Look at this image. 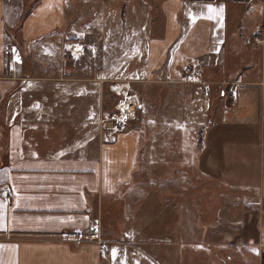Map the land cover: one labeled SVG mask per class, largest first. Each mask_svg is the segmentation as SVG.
<instances>
[{
	"label": "crops",
	"instance_id": "0c3cea01",
	"mask_svg": "<svg viewBox=\"0 0 264 264\" xmlns=\"http://www.w3.org/2000/svg\"><path fill=\"white\" fill-rule=\"evenodd\" d=\"M71 1L0 0V190L10 185L8 197L0 194V264H121L125 247L127 263H131L129 248L136 250L138 246L131 244L137 227L115 217L107 223L104 219L115 215L119 190L130 181L138 157H150L145 152L148 139L143 138L150 132L149 127H124L112 140L102 135L100 127L89 126L88 120L99 111L98 99L77 90L79 84H86L88 91L96 86L94 81L77 77L28 78L11 72L19 68L18 54L12 53L19 39L35 41L61 30ZM128 1L100 3L106 7ZM149 2L157 16L145 25L141 52L146 55L143 67L147 66L150 74L163 71L165 77L161 80L177 82L185 61L191 60L203 77L238 82L235 105L217 110L219 121L205 127V134L210 128L207 150L218 154L200 159L201 165L213 166L204 167L210 173L220 171L214 167L226 165L221 162L222 154L233 132L250 138L255 152L264 159V34L254 35L259 27L250 9L253 3L258 4L256 0ZM208 5L223 7V20L205 18ZM246 13L251 16L244 22ZM144 103L139 107L145 112L149 101L146 106ZM213 112L214 108L209 113ZM192 144L184 151L188 150L189 158L196 163L197 152ZM180 145L178 142L179 149ZM179 154L174 153L172 160H177ZM218 177L211 174L210 178ZM243 197L244 204L264 212V169L256 192L244 193ZM126 213L132 214L128 210ZM96 218H102L105 237L128 244L114 243L118 246L116 261L109 255L113 244L102 258L93 242L63 239L69 231H87ZM227 240L220 239L217 244L226 246ZM208 241L211 245L215 242L212 237ZM252 242L236 244V248L242 247L237 253L242 261L255 262L259 244L254 246Z\"/></svg>",
	"mask_w": 264,
	"mask_h": 264
},
{
	"label": "rangeland",
	"instance_id": "374dc122",
	"mask_svg": "<svg viewBox=\"0 0 264 264\" xmlns=\"http://www.w3.org/2000/svg\"><path fill=\"white\" fill-rule=\"evenodd\" d=\"M147 1L129 0L124 5L114 3L106 7L100 0L71 1L68 19L61 30L35 41L19 39L20 44L12 51L13 55L18 54L19 68L11 72L28 78L92 80L96 86L88 91L86 84L77 87L79 93L98 99L100 105V113L94 112L88 120L89 126L107 128L110 132L121 125H125V129L149 127L150 132L143 138L148 139L145 152L150 157H138V165L128 178L130 181L119 190L115 215L104 219L107 223L115 217L137 227V236L132 238L131 244L138 246L134 247L136 250L129 248L132 262L127 263L128 248L125 247L121 264L150 263L146 258L160 264H264V212L258 213L253 205L244 204L243 197L244 193L256 192L258 177L264 169V159L255 152L253 141L233 132V139L222 154L221 162L226 165L214 167L220 171L210 173L204 167L213 169V166L200 163L207 155L212 158L218 154L207 150L210 128L205 134V127L219 121L217 110L235 105L238 82L231 84L232 79L203 77L191 60L185 61L180 82H164L161 80L165 77L163 71L150 74L147 66L143 67L146 55L141 52V45L145 40L146 23L157 14ZM256 2L258 4L253 3L250 9L259 27L254 35L261 37L264 2ZM248 16L251 15L246 13L244 22ZM188 64L197 68V78H185L184 69ZM115 83L125 85L122 95L113 89ZM205 87L209 92L205 93ZM231 89H236L235 94ZM135 95L139 105L144 101L146 106L149 101L148 111L137 106L128 112V104L122 102ZM125 112L130 116L123 123L120 117ZM178 142L181 149L177 147ZM192 142L197 152L196 163L189 158L188 150L184 151ZM174 153L175 156L180 154L173 161ZM130 173L128 169V175ZM211 174H219V177L210 178ZM128 189L130 192L124 195ZM126 210L132 214L127 215ZM100 222L102 231V218ZM211 229H214L212 234ZM209 237L215 240L212 245ZM220 239H228L227 245L219 246ZM248 240L253 241L254 246L259 244L255 262L237 257L242 247L237 249L236 244ZM111 247L117 249L118 246Z\"/></svg>",
	"mask_w": 264,
	"mask_h": 264
},
{
	"label": "built area",
	"instance_id": "2783aa9c",
	"mask_svg": "<svg viewBox=\"0 0 264 264\" xmlns=\"http://www.w3.org/2000/svg\"><path fill=\"white\" fill-rule=\"evenodd\" d=\"M184 76L186 79H189V80L197 78V76H198L197 68L191 64L186 65L185 69H184ZM235 82H237V81H232L231 84H233ZM117 85H119V83L113 84L112 86L115 87L113 89L117 90V93H119V95H122L123 94L122 90L125 87V85H121L120 89L118 88ZM128 85H129V83H128ZM205 88H206L205 93L209 92L210 89L208 87H205ZM231 91H233L235 94L236 89H231ZM127 104H128V106H127L128 112H130V110L135 109V107L139 106L137 96L135 95L133 99L127 100ZM130 107H132V108L130 109ZM128 114L129 113L125 112L124 115L120 117L122 119L121 121L123 123L127 120L126 117L130 116ZM100 120H101V117L99 118V122H100ZM124 127H125V125L124 126H122V125L121 126H115L114 131H111V132L109 129L103 128L102 129V135L106 134L110 139L114 140L116 137L115 136L116 133L118 131L122 130ZM9 190H10V185H8V184L4 185V187L0 190V194L8 197L9 196ZM63 239L66 241H73V242H78V243H80V242H93V243L98 245L99 254H100V257H102V258L107 255V253L109 251V247L111 244L116 243V244L128 245V244H126L125 241H122V240H118V239L117 240H110V239L105 238L102 235L100 218H96L89 225L87 231H80V230L69 231L68 233L65 234ZM143 256L146 258L145 255H143ZM146 259H148L151 264H160L157 261L155 262L149 258H146Z\"/></svg>",
	"mask_w": 264,
	"mask_h": 264
},
{
	"label": "snow or ice",
	"instance_id": "6c2138e0",
	"mask_svg": "<svg viewBox=\"0 0 264 264\" xmlns=\"http://www.w3.org/2000/svg\"><path fill=\"white\" fill-rule=\"evenodd\" d=\"M207 8H208V15L205 18L214 19L218 17L220 20H223V11H224L223 7L216 9L213 8L211 5H208ZM193 21H195V17H193ZM17 59H19V57H17ZM60 155H63V153H60ZM111 254L113 261H116L118 250L112 249Z\"/></svg>",
	"mask_w": 264,
	"mask_h": 264
},
{
	"label": "bare ground",
	"instance_id": "6f19581e",
	"mask_svg": "<svg viewBox=\"0 0 264 264\" xmlns=\"http://www.w3.org/2000/svg\"><path fill=\"white\" fill-rule=\"evenodd\" d=\"M74 47L77 48L75 45H74ZM117 86H118V88L120 89L121 85L119 84V85H117ZM126 103H127V101H125V100L122 102V104H125V105H126ZM131 108H132V107H130V109H131Z\"/></svg>",
	"mask_w": 264,
	"mask_h": 264
},
{
	"label": "trees",
	"instance_id": "16d2710c",
	"mask_svg": "<svg viewBox=\"0 0 264 264\" xmlns=\"http://www.w3.org/2000/svg\"><path fill=\"white\" fill-rule=\"evenodd\" d=\"M264 254V253H263ZM263 257H264V255H263Z\"/></svg>",
	"mask_w": 264,
	"mask_h": 264
},
{
	"label": "water",
	"instance_id": "95a60500",
	"mask_svg": "<svg viewBox=\"0 0 264 264\" xmlns=\"http://www.w3.org/2000/svg\"><path fill=\"white\" fill-rule=\"evenodd\" d=\"M131 117H132V116H131ZM131 117H130V118H131Z\"/></svg>",
	"mask_w": 264,
	"mask_h": 264
}]
</instances>
